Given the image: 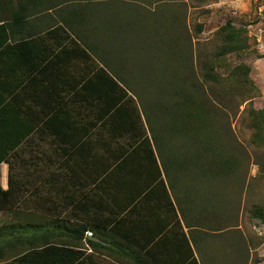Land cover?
Here are the masks:
<instances>
[{
	"label": "crops",
	"instance_id": "obj_1",
	"mask_svg": "<svg viewBox=\"0 0 264 264\" xmlns=\"http://www.w3.org/2000/svg\"><path fill=\"white\" fill-rule=\"evenodd\" d=\"M61 2L11 21L10 46L0 52V154L10 138L35 126L18 149L23 192L12 200L14 210L5 193L10 153L0 162V264H211L209 246L221 250L228 236L220 205L208 202L205 181L194 183L195 203L175 196L147 146L132 161L119 162L133 151V138L109 120L111 91L102 80L103 70L112 72L103 41L110 34L95 30V0L85 1L92 16L85 21L72 19L76 5ZM122 61L126 71L129 59ZM128 93L136 105L124 97L117 118L133 114L137 143L151 139L142 105ZM20 124L27 127L23 132ZM153 150L160 163L154 144ZM118 163L122 167L111 175ZM208 209L213 226L207 225ZM18 235L22 241H11ZM258 243L264 250V241ZM225 244L237 249L229 238Z\"/></svg>",
	"mask_w": 264,
	"mask_h": 264
},
{
	"label": "trees",
	"instance_id": "obj_2",
	"mask_svg": "<svg viewBox=\"0 0 264 264\" xmlns=\"http://www.w3.org/2000/svg\"><path fill=\"white\" fill-rule=\"evenodd\" d=\"M57 1H62V4L73 3L76 5L71 9L76 13L72 19L85 21L92 17L90 12L86 14L83 0ZM54 2L55 0H0V52L9 45L11 21L18 22L35 15L45 10V4H54ZM99 2H101L100 5L94 7L95 30H103V23L104 26L109 23V31H114L110 36L117 34L118 29L123 30L116 24V15H120L118 12L120 5L117 3L120 4L121 1H108L106 6L113 7L115 11L110 12L109 15L105 9L104 17L97 14L104 7L103 2L100 0ZM127 8L130 9V7ZM166 10L165 4L159 6L158 11L165 13ZM130 14L131 16L128 18L143 15L149 17L146 7L140 12L132 10L131 13L129 12ZM153 19L156 25L158 18L155 14ZM113 37L115 38V36ZM163 37L164 39L160 42L155 38V42L151 43L153 46L147 44L141 47L136 44L134 47L136 55L129 54V52L126 54L122 47L119 49L118 45L110 49L111 68L114 69L111 73L103 70L102 80L105 89L111 91L109 120L112 121L114 130L117 132L127 130L133 138L129 144L133 151L131 150L126 157H120L119 162L123 164L129 160L132 161L136 151L147 146L151 150L153 156L151 159L154 165L159 166L160 169L161 164L169 176L168 180L175 196L184 198L188 203L193 204L197 200L195 192L199 190L198 185L194 183L205 181L206 188L202 187V192L206 191L208 202L215 201L220 205L217 210L222 211L226 200L221 196V187L225 192L226 185L235 179L232 182H239L241 188L246 177L244 163L247 157L243 152L242 144L233 133L231 116L228 111L234 106L233 102L238 107L249 101L247 119L249 127L253 130L252 144L257 149L264 150V108L255 109L253 107L252 102L257 96V90L256 87H250L252 85L249 78L250 68L242 64L225 68L223 64L227 54L239 53L248 47V38L244 30L236 27L231 21L224 24L219 30L217 46L215 48L206 46L207 54L197 56L203 70L200 76L196 70L193 47L188 48L186 44L182 43L181 36ZM154 52L157 56L154 55ZM124 57L129 59V67H134L135 71H130L129 67L126 71L122 70ZM151 61L155 63L157 70H151L145 74L149 71L145 66H147V62ZM128 90L137 96L142 105L152 135L151 139L145 136L147 132L144 126L145 138L137 143L133 127V114L127 118H117L121 111L119 104L124 97L126 101H132L136 105L135 98L129 95ZM136 112L138 120L142 122L138 106ZM126 122L130 124L129 127L123 126ZM34 127L31 125L27 131L23 132L27 127L20 124L19 132H23L21 137L18 133L19 138H10V143L5 147L4 153L0 154L1 162L8 159L7 154L10 153V188L5 191L6 195L10 194V210H14L13 208L18 205L12 200L20 197L23 192L20 185L21 172L16 169V158H20L19 161L23 163L18 149L22 146L23 136L29 135ZM153 144L158 150L160 163L154 153ZM122 164L118 163L113 167L110 174L116 173V169H120ZM184 183L185 185L192 183L189 185L191 188H185ZM237 192L239 193V191ZM210 212L214 214L213 209H208L207 225L213 226L214 218ZM252 214L264 225V206L254 207ZM221 219L222 227L225 229L227 226L223 225L230 219L226 214H223ZM13 227L14 225L11 223L10 233H12ZM22 238L23 236L18 235L11 241H22ZM191 253L193 256L192 248ZM23 259L24 257L20 256L14 262ZM193 259L194 257H192Z\"/></svg>",
	"mask_w": 264,
	"mask_h": 264
},
{
	"label": "rangeland",
	"instance_id": "obj_3",
	"mask_svg": "<svg viewBox=\"0 0 264 264\" xmlns=\"http://www.w3.org/2000/svg\"><path fill=\"white\" fill-rule=\"evenodd\" d=\"M85 1L83 0V2ZM100 1H107V3L103 5L104 7H102L101 11L97 12L98 15L104 17L105 9H107L106 13L109 15L110 12L115 11L113 7L106 6L108 1L113 0ZM115 1H121L120 4L117 3V5L122 7L118 6L120 15H116V24L121 26L122 28L120 29L123 30L120 31L118 29V33L113 35L115 38L113 36L104 38L105 48L111 49L118 45L119 49L122 47L126 54L129 52V54L134 53L136 55V50L134 49L136 44L142 47L154 43L156 39L159 42L162 41L164 39L163 36H181L182 43L186 44L188 48L193 47L196 70L200 76L203 70L200 65L201 61L197 56L207 54L206 46H209V48L217 46L220 28L228 21H231L236 27L242 28L248 38V47L239 53L227 54L224 57L223 64L225 68H232L241 64L250 68L249 78L252 81L250 87H256L257 90V96L252 102L253 107L255 109L264 108V0ZM100 3L99 0L94 2L95 5H100ZM83 4L87 5L86 2ZM163 4H167L165 13L158 11L159 6ZM127 7H130V9ZM144 7L148 10L149 17L133 15L134 17L128 18L131 16L129 12L131 13L132 10L140 12ZM154 14L158 18L156 25L153 19ZM128 19L132 20L129 21ZM109 26V23L105 24V26L103 23L102 28L103 30L106 29L104 30L105 33L111 35L114 31H109ZM103 30L101 33L105 36ZM151 45L153 46V44ZM154 55L157 56L156 53ZM152 61L150 63L147 62L145 68H148L147 70L149 71L145 72V74L151 70H157L155 63ZM133 68L130 67L128 69L135 71ZM248 102L246 101L238 107L233 102V108L228 109L233 133L242 144L243 152L247 157L244 163L246 177L241 188L239 182H232L235 179L228 183L229 185H226L225 192L223 187H221V196L226 200V205L222 206V211L225 212L223 214H226L230 221L223 225L227 226L223 234L228 233V236H224V245H221V250L218 245L217 250L211 248L213 244L209 246L208 259L211 264H232L231 260L233 264H264V250L257 247L259 244L258 240L264 241V225L254 218L252 214L254 207L258 205L264 206V150L257 149L252 144L253 130L249 127L247 119ZM217 187L219 188V186ZM241 236L247 242V250L242 248L245 242ZM228 238L237 249L225 244ZM249 246L253 248L252 251Z\"/></svg>",
	"mask_w": 264,
	"mask_h": 264
}]
</instances>
